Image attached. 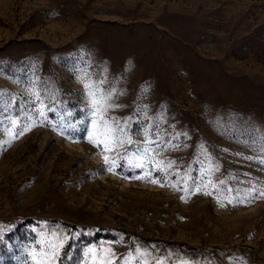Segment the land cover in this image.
Masks as SVG:
<instances>
[{
	"label": "rangeland",
	"instance_id": "374dc122",
	"mask_svg": "<svg viewBox=\"0 0 264 264\" xmlns=\"http://www.w3.org/2000/svg\"><path fill=\"white\" fill-rule=\"evenodd\" d=\"M101 78L123 93L109 114L132 117L134 140L149 124L165 138L187 133L157 158L180 171L166 184L203 170L204 144L214 179L227 181L221 195L135 178L150 169L90 143L99 122L82 92ZM33 87L56 111L13 139L8 121L34 118ZM0 122V264H32L29 252L53 232L70 237L59 264L101 246L113 264L136 247L165 264H264V197L225 194L264 189V165L245 159L264 157L253 143L264 130V0H0Z\"/></svg>",
	"mask_w": 264,
	"mask_h": 264
},
{
	"label": "snow or ice",
	"instance_id": "6c2138e0",
	"mask_svg": "<svg viewBox=\"0 0 264 264\" xmlns=\"http://www.w3.org/2000/svg\"><path fill=\"white\" fill-rule=\"evenodd\" d=\"M86 75V74H85ZM83 80L84 77H81ZM107 83L106 78H101L98 81L90 83H84V91L82 95L87 101V112L90 116L89 122L96 126V122H99V135L100 139H93L91 136L87 137L90 143L95 144L97 147H102L105 153L111 152L114 156H119V160H122L127 164L129 168H140L142 170L149 168L144 175L135 177L138 179H148L152 183L159 184L161 187L168 186L176 188L177 190H183L188 195L201 192L205 189L212 188L218 197L221 195V188L227 184L226 180H215L214 174L219 171V165L213 163L211 154L208 153L204 144L199 145L201 153L206 157L207 164L203 170L199 171L196 177L191 176L190 172H186L185 175L176 181V183H165L168 180L169 175L180 176V171L177 169L175 172H171L176 165V161L170 159L158 160L157 158L162 152L168 149L176 150L179 147V138L183 135L187 137V133H176L175 136H161L159 131H152L153 125L149 124L143 129L144 140L136 141L132 138L129 131V123L132 121V117L117 118L111 116L109 113L116 108L121 107L119 104L113 103V98L118 95H123L122 92H117L116 89L109 85L105 89ZM29 95L31 99L28 104L31 105L33 110V119L27 120L26 123L21 122L19 118L8 121V128L12 130V138H18L24 131L30 130L32 126H35L37 119H44L47 112H55L56 108L50 107V104H54V98L48 99L45 102V96L35 87L30 91ZM7 119V117H6ZM3 122H0L2 124ZM50 123V121H49ZM2 134V133H0ZM63 134V131H62ZM154 137V138H153ZM175 141V143H174ZM259 142V149L264 152V130H256V140L253 143ZM7 142V141H6ZM247 144V140L240 141ZM125 145L129 148H134L135 151L129 152L125 149ZM125 149L122 154L118 150ZM235 155H242L241 153H235ZM248 160H257L260 164L264 165V157H245ZM198 163H203L197 158ZM104 163L107 165L108 171H114L118 166V161L110 159L106 154L104 156ZM154 173H161L162 177H154ZM191 181V184H189ZM233 191L237 192V196L230 195ZM240 190H233L231 188H225V194H227L229 203H246L248 197L253 193H257L260 197H264V189H257L255 187L247 190L243 196L239 195ZM204 194H212L205 191ZM182 200H186V196L181 197ZM223 206V205H222ZM70 237L63 233H51L48 237L41 238V244L39 245V251L36 250L37 246H33V250L29 252V257L32 260V264H59L61 256L64 258H70L68 251H62L65 246V242L69 241ZM70 250V246H69ZM39 257V259L37 258ZM150 253L146 249H140L136 247L134 251L129 252L127 257H119L123 260V264H165V258H153L149 259ZM116 258V254L110 249H105L101 246L100 249L95 247H85L82 250V260L77 261V264H113V260ZM178 264H198V261L178 258Z\"/></svg>",
	"mask_w": 264,
	"mask_h": 264
}]
</instances>
